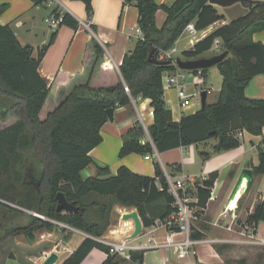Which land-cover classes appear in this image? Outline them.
Returning a JSON list of instances; mask_svg holds the SVG:
<instances>
[{
    "label": "trees",
    "instance_id": "1",
    "mask_svg": "<svg viewBox=\"0 0 264 264\" xmlns=\"http://www.w3.org/2000/svg\"><path fill=\"white\" fill-rule=\"evenodd\" d=\"M77 1L84 3L88 17H92V0ZM123 1L135 3L138 8L142 37L125 54L119 69L108 66L103 46L92 37L85 51L83 71L73 76L59 71L51 84L40 73L41 62L57 37V28L66 24L76 29L78 21L70 13L60 14L55 9L52 16L61 15L62 20L49 42L37 50L31 44H22L10 24H0V199L93 236L85 237L62 264H81L94 248L108 253L102 264L117 263L118 256L109 253L110 246L94 238L102 236L111 214V207L98 202L96 197L113 198L116 204L136 209L144 227L157 220L165 221L175 210L158 162L154 176L135 173L125 165L114 176L101 177L109 174L107 166H97L96 176L81 175L86 167L96 165L90 152L102 141L101 128L109 120L108 109L130 105L132 97L150 99L153 109V123L147 131L138 122L124 133L120 157L162 153L212 138L218 139L214 147L218 152L239 147L240 132L261 135L264 129V99L249 98L245 93L255 76L264 75V43L253 40V34L264 29V0L247 6L240 4L245 12L182 52L185 59L201 58L219 38L221 51H228V55L216 65L222 75L217 101L184 115L180 121L174 120L167 107L163 88L164 73L175 71L177 66L155 64L149 60L150 55L153 50L173 48L190 22L198 30H205L226 20V13L209 0H175L169 5L157 0ZM6 8L7 4L0 5V14ZM159 10L167 16L162 27L156 22ZM202 71L207 76L209 68ZM148 134L151 141L142 142ZM202 156L206 158L208 153ZM253 171L264 174V142L259 148V164ZM29 172L35 183L27 179ZM218 175L217 171L212 172L198 185L197 206L202 208L199 216L207 206ZM59 192L76 203L80 211L58 212ZM0 205L4 217L23 212L7 203ZM90 210L99 221L89 219ZM260 221H264V199L257 202L246 223L256 231ZM0 228V244H4L12 235L31 236L34 230L45 228L52 232L57 227L51 220L31 215L30 223L21 229ZM144 252L131 250V260L142 263Z\"/></svg>",
    "mask_w": 264,
    "mask_h": 264
},
{
    "label": "crops",
    "instance_id": "2",
    "mask_svg": "<svg viewBox=\"0 0 264 264\" xmlns=\"http://www.w3.org/2000/svg\"><path fill=\"white\" fill-rule=\"evenodd\" d=\"M62 1L63 2L59 0V2H56L54 0H49L44 4H35L34 0H0V5L7 4L6 10L0 14V24H10L22 44H31L34 46L35 50H37L39 47L49 42L52 33L56 30V28L51 27L46 21L47 18L53 15L52 13L55 9H57L60 14L64 12L70 13L78 21L79 24L76 29L66 24L57 28V37L41 62L39 69L40 73L47 79L49 84L55 80L56 74L59 71L69 76L83 71L85 51L92 37L96 38L103 46L108 66L119 69L125 54L131 51L135 47L137 39L142 37V33L140 34L136 31L139 26V12L135 3L125 4L123 0H92L94 11L92 17H88L85 5L82 1ZM174 1L175 0H157L159 4L168 5L172 4ZM233 7L225 8V10H231ZM42 9H45L44 13L48 10L43 18H45L49 30L44 28L42 32H39L37 25H40V22L37 21V15ZM166 18V13L159 10L156 15L158 27L163 26ZM230 20L231 19L226 15V20L219 21L201 31L199 33V38L195 40L190 39L180 50L183 52L191 48L198 40L204 38L215 28L228 23ZM25 27L27 28L26 30H24ZM132 32L138 34L139 37H134V34H131ZM38 36L39 41H35L37 45H34L32 40L38 38ZM253 40L264 43V29L256 31L253 34ZM179 42L180 37L175 43L176 52L179 51L177 46ZM203 57H207V55L204 53ZM165 75L166 73H164V76ZM164 92L166 105L172 110L174 120L180 121L184 115L193 114L199 110L197 108L189 109L190 107L182 109L178 105L177 94L174 89L164 90ZM245 93L249 98L264 99V75L255 76L247 85ZM169 96L170 101L171 98L173 99V104L171 106L169 105ZM141 100L142 112L146 113L147 123L144 121L141 122V119H143L142 113H140L136 107L137 102ZM136 104H134L138 112L136 115L129 108V105L118 107L114 112V120H108V122L102 126V141L90 152V156L93 158L96 165L91 164L81 172L84 178L96 176L98 173L97 166H107L109 168V174L102 175V178L114 176L122 165L129 167L135 173L154 176L155 163L158 160L162 162L161 155L170 154L178 150H181L182 154L184 151L187 152V146H182L162 153L158 152L157 157L152 156L150 159H147L146 155L139 153H131L124 157H120L119 152L123 144L124 133L138 122L140 124L143 123L141 125H144L146 129L153 123L154 116L153 109L150 106V99L140 98L136 101ZM213 139L215 142H213ZM145 141L144 139L142 142ZM263 142L264 129L261 135H253L244 130L242 132L241 145L228 150L214 151V147L218 143L217 138L197 143L198 145H204V149L200 151L201 156L202 153H208V157L202 158L206 161L203 162L201 167L203 171L200 173L194 172L190 174L189 170L183 171V160L173 161V164L177 163V165L172 166V168H170L171 171L167 170L164 165H161L163 169H166L176 177H201L202 181L207 179L212 172L217 171L219 173L214 184L217 197L214 200L209 199L206 208L201 216H199V219L195 221L193 227L192 236L194 234H202V238L195 239L206 241L196 246L198 250L197 255L179 258L172 251L168 252L164 249H158L145 251L142 263L126 260L118 256L116 264H235V262L225 256L224 250L231 248V244L229 243L236 241L239 235H243L244 228L248 226L246 220L249 214L253 212L257 202L264 199V174H254L253 182L248 190L245 189L247 183V178H245L246 183L242 184L240 192L236 197V202L233 204H230L229 197L242 170L244 168H251L253 170L254 166L259 164V148L263 146ZM206 146H210V150H206ZM202 181L199 183L200 185ZM228 205L233 206L228 207ZM131 210H134V208L115 204L111 214L112 216H110L109 225L106 227L101 237L94 238L103 242L119 243L126 241L134 231L135 225L132 219H123L122 215ZM89 212L91 220L99 221V219H97V214L93 210ZM115 214L117 217L116 220L113 219ZM154 228L155 224L150 227L143 226V235L129 240V244L137 245L140 242H146V238L152 230L157 240L161 241L167 234L166 228L161 223L157 225L155 230ZM239 228L241 230H238ZM81 232L85 235H78L74 244L69 243L67 246L63 244V250L61 251L58 250V244L50 245L42 249L41 252L39 251V253H37L38 255H33L34 259L29 260L32 261L30 264H41L53 251L57 252L60 256L57 264H62L85 237H93L84 231ZM47 233L52 234L53 232L48 231ZM255 234L257 239L264 238V221L258 223ZM42 236L44 238L46 237L45 235ZM107 257L108 255L105 251L94 248L81 264H102ZM256 264L263 263L257 262Z\"/></svg>",
    "mask_w": 264,
    "mask_h": 264
},
{
    "label": "rangeland",
    "instance_id": "3",
    "mask_svg": "<svg viewBox=\"0 0 264 264\" xmlns=\"http://www.w3.org/2000/svg\"><path fill=\"white\" fill-rule=\"evenodd\" d=\"M61 2H63L61 0ZM62 6V4H61ZM221 11L226 13V15L232 19L240 14H242L244 11V8L238 4L231 10H225V8L219 7ZM45 9H42L39 14L37 15V21L40 22V25H37V29L39 32H42V29L49 30V27L47 23L45 22L44 15L48 12V10L45 11ZM39 24V23H37ZM69 26V25H68ZM71 27V26H70ZM27 28L25 27L24 30ZM36 29V34H37ZM131 34H134V37H139L138 34L132 32ZM41 36V34H40ZM200 37V34H197L195 37H193L188 32L184 31L180 36V42L177 44L179 51L175 52L174 57H180L182 59H185L183 57V53L181 47H184L190 39H197ZM135 39V38H134ZM39 41L38 38H35L32 40V43L34 45H37L36 42ZM176 45V44H175ZM224 51H217L214 48H212L210 51L205 53L207 57H212L214 55L220 54ZM200 80L198 76L189 77L187 80V86L189 88L190 92H194L197 90V82ZM206 85L207 88H211L213 86V89H211L208 92L207 95V103H213L217 101L219 97V93L221 90L222 85V75L218 68L216 66H212L209 68L208 74L206 76ZM169 105L171 106L173 104V99L170 96L168 97ZM137 109L140 113H142L143 119H141V122H148L146 113L142 112V100L138 101L136 104ZM136 107H134V104L131 103L129 105V108L132 110V112L136 115L138 112L136 110ZM202 105H196L192 108L201 109ZM129 109V110H130ZM140 117V116H139ZM143 124V123H141ZM144 127V125H143ZM146 141H148V136L145 138ZM213 142L215 140L213 139ZM186 147V146H184ZM187 152L184 151L182 154L181 150L175 151L170 154L161 155L162 162L158 160L157 162L160 163V165H164L167 170L171 171L170 168L172 166L177 165L173 164V161H181L183 160V171H190V174L200 173L202 170V164L205 159L203 160V156H201L200 151L204 149L203 144H191L187 147ZM206 150H210V146H206ZM138 154V153H137ZM97 201L100 203L106 202L105 204H108L111 207V214L114 209V206L116 204L115 200L113 198H101L96 197ZM1 202V201H0ZM16 205V204H14ZM12 206V205H11ZM18 206V205H17ZM15 207V206H13ZM17 208V207H16ZM19 209V208H18ZM26 209V208H25ZM22 210V209H20ZM23 212L21 214H12L9 213L7 217H4L2 214L3 207L0 205V227H5L8 230H11L15 227L17 228H23L24 226L28 225L30 223L31 215L33 213L29 212L28 210H22ZM110 214V216H112ZM118 216V215H117ZM91 220V217H89ZM116 214L114 215L113 219L116 220ZM44 220H51L54 224H56V230L52 231V234H48L47 232L49 230L43 228V229H37L34 230L32 235H26V234H17L12 235L6 241L4 244H0V264H30L32 261H29L33 258V255H38L39 251L41 252L42 249L47 248L50 245H59L58 250H63V244L65 246L69 245V243H75L78 235H85L81 232V230H78L74 227H71L69 225H66L64 223H60L57 221H54L50 218L44 219ZM1 229V228H0ZM238 230H241L240 228ZM42 235H45L44 238ZM256 235V234H255ZM256 238V237H254ZM252 238V239H254ZM251 239L248 234L245 235H239L238 239L231 244V248H228L224 250L225 256L230 259L231 261L235 262V264H256L257 262H262L264 264V244H258L254 242H249L248 240ZM65 252V251H64Z\"/></svg>",
    "mask_w": 264,
    "mask_h": 264
},
{
    "label": "built area",
    "instance_id": "4",
    "mask_svg": "<svg viewBox=\"0 0 264 264\" xmlns=\"http://www.w3.org/2000/svg\"><path fill=\"white\" fill-rule=\"evenodd\" d=\"M59 2V0H54ZM62 20V16L56 18L51 16L46 19L49 25L53 28H57ZM138 33H142L141 28L138 26L136 29ZM192 36H196L203 30H198L193 22H190L184 29ZM213 48L217 51H221V40L217 38L214 42ZM177 51L174 46L168 50H160L157 53V58L159 60H170L172 64L177 66L175 71L166 72V75L163 77V88L164 90L174 89L177 94L178 105L182 108H189L196 105H202L201 96L202 92L206 90L209 92L213 89L207 88L206 85V76L203 75L202 69L197 71L192 70H182L178 67L176 63V58L174 57L175 52ZM198 76L200 80L197 82V90L193 93L189 91L187 86V80L189 77ZM126 90L129 91V88L126 86ZM139 97L138 99H140ZM137 99V100H138ZM136 99L132 97V103L136 104ZM145 128V127H144ZM146 129V128H145ZM147 131V129H146ZM148 133V132H147ZM239 136L242 137V132L239 133ZM148 139L151 141V138L148 134ZM157 157L158 152L155 151L154 154L146 155L147 159L151 157ZM164 177L167 181L168 191L173 197L172 206L174 207V212L168 217L165 221L157 220L155 223V228L160 223L166 228L167 234L161 240H157L152 230L147 236L146 242H140L137 245L129 244V240L123 242H104L110 246V254L121 256L126 260H131V250L139 251H149V250H158L164 249L166 251H172L179 258H185L189 255H197L198 250L196 246L206 240H196L193 238V227L196 220L199 219V212L202 208L197 206L198 196L197 188L198 184L201 182L197 181L196 177L182 176L176 177L166 169H163ZM201 178V177H200ZM202 181V178H201ZM157 184L160 185L159 178H157ZM217 195L215 194L214 187L211 189L210 199H215ZM33 215L40 217L41 219H47L43 214L33 212ZM235 216V215H234ZM236 217V216H235ZM154 228V230H155ZM231 228V227H229ZM248 234L251 239L249 242H254L258 244H264V238H254L255 230L251 226H246L243 230V235ZM141 234L140 236H142ZM139 236V237H140ZM254 238V239H252ZM108 255V253H107Z\"/></svg>",
    "mask_w": 264,
    "mask_h": 264
},
{
    "label": "water",
    "instance_id": "5",
    "mask_svg": "<svg viewBox=\"0 0 264 264\" xmlns=\"http://www.w3.org/2000/svg\"><path fill=\"white\" fill-rule=\"evenodd\" d=\"M260 0H209L210 4L216 5L218 7H222V8H230L233 7L237 4H241L242 6H247L249 4L258 2ZM157 51L153 50L149 60L155 64H159V65H167V64H171L172 61L170 60H159L157 58ZM228 55V51H224L220 54L214 55L212 57H201V58H197V59H182L180 57L176 58V63L178 65V67L182 70H198V69H207L210 68L212 66H216L219 62H221L226 56ZM207 95L208 92L206 90H204L202 92V96H201V102H202V108H204L207 104ZM114 108H110L107 110V115H108V119L109 121H113L114 120ZM248 178L247 184L245 189L248 190L249 187L251 186L253 179H254V173L253 170L251 168H244L240 174V177L236 183V185L233 188V191L229 197V202L232 199V197L235 195V193L237 192V190L241 187L242 181L244 178ZM198 182H201V178L198 177L197 178ZM57 199V211L61 212V211H65V212H78L80 211V207L76 204V203H72L69 202L67 200V198L65 197V195L62 192H59L56 196ZM1 202L7 203L9 205L15 206L19 209L22 210H28L25 209L21 206H17L14 205L10 202H7L5 200L0 199ZM29 212L33 213V211L28 210ZM123 219H132L135 225L134 231L132 232V234H130V236L128 237L127 240H133L135 238H138L143 231V222L142 219L138 213V211L136 209L128 211L126 213H124L122 215ZM60 256L57 252L53 251L51 252L47 258L41 263V264H57L58 260H59Z\"/></svg>",
    "mask_w": 264,
    "mask_h": 264
},
{
    "label": "bare ground",
    "instance_id": "6",
    "mask_svg": "<svg viewBox=\"0 0 264 264\" xmlns=\"http://www.w3.org/2000/svg\"><path fill=\"white\" fill-rule=\"evenodd\" d=\"M246 178V177H245ZM245 178L243 179V181H242V184L243 183H246V181H245ZM247 181H248V178H247ZM242 184H241V186H242ZM247 184V183H246ZM246 186V185H245ZM244 186V187H245ZM240 189H241V187L237 190V192L235 193V195L232 197V199L230 200V204H233L234 202H236L235 200H236V197H237V195H238V193L240 192ZM233 206V205H232ZM232 206H229L228 205V207H232Z\"/></svg>",
    "mask_w": 264,
    "mask_h": 264
},
{
    "label": "flooded vegetation",
    "instance_id": "7",
    "mask_svg": "<svg viewBox=\"0 0 264 264\" xmlns=\"http://www.w3.org/2000/svg\"><path fill=\"white\" fill-rule=\"evenodd\" d=\"M27 179L31 181V183H35V177L29 172L27 175Z\"/></svg>",
    "mask_w": 264,
    "mask_h": 264
}]
</instances>
